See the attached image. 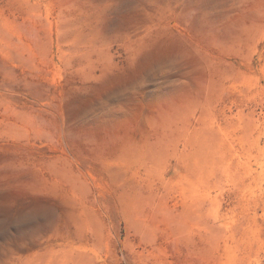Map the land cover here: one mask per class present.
Returning <instances> with one entry per match:
<instances>
[{
	"label": "rangeland",
	"instance_id": "obj_1",
	"mask_svg": "<svg viewBox=\"0 0 264 264\" xmlns=\"http://www.w3.org/2000/svg\"><path fill=\"white\" fill-rule=\"evenodd\" d=\"M0 264H264V0H0Z\"/></svg>",
	"mask_w": 264,
	"mask_h": 264
},
{
	"label": "bare ground",
	"instance_id": "obj_2",
	"mask_svg": "<svg viewBox=\"0 0 264 264\" xmlns=\"http://www.w3.org/2000/svg\"><path fill=\"white\" fill-rule=\"evenodd\" d=\"M48 105L51 106V103H49ZM90 176H92V175L90 174Z\"/></svg>",
	"mask_w": 264,
	"mask_h": 264
}]
</instances>
